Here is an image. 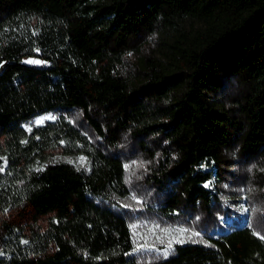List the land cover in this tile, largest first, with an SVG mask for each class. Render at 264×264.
<instances>
[{"label":"trees","instance_id":"16d2710c","mask_svg":"<svg viewBox=\"0 0 264 264\" xmlns=\"http://www.w3.org/2000/svg\"><path fill=\"white\" fill-rule=\"evenodd\" d=\"M0 63V138L63 121L0 154V264H264V0H0Z\"/></svg>","mask_w":264,"mask_h":264},{"label":"rangeland","instance_id":"374dc122","mask_svg":"<svg viewBox=\"0 0 264 264\" xmlns=\"http://www.w3.org/2000/svg\"><path fill=\"white\" fill-rule=\"evenodd\" d=\"M203 22L195 17H187L185 19H183L182 21H180L177 25H174L173 27L167 29V31L164 32L163 36L164 38L169 41L172 42L173 39L180 34L183 31L189 32V31H193L196 29H200L203 25ZM165 51V54L169 55L170 50L168 48H163ZM160 58L165 59V56L160 55ZM29 59H34V60H40L43 61V64L37 65V64H26L29 66H35V67H48L50 65V63L48 61H46L44 58H42L41 56H35V57H23L20 62L25 64L24 61L25 60H29ZM2 64V63H0ZM1 69V67H0ZM47 116H54L56 117L55 120H43V123L41 124H37V121H40L43 117H47ZM47 123H54V124H63V121L60 117H58L57 115H54L52 113H46L40 116H37L35 118H33L31 121H29L26 124H23L21 126L22 131L21 132V136H19L18 139H16L14 136L12 135H7V136H2L0 138V154H4L8 149H10L11 147L14 146V144H18L19 141H23L22 139L24 138V133L29 132L28 129L31 128L33 129L34 127L37 126H44ZM19 140V141H18ZM16 142V143H15ZM25 143V141L23 142ZM85 157V155L77 153V152H72V153H66L63 149L59 148V149H46L42 155L37 156V154H33L32 156H25L23 158L22 163L24 165H28V166H35V167H39V166H43L46 162H48L51 159H65L67 161H71L72 164L78 166V167H82V168H88V160L87 158L85 159L84 162H80L79 161V157ZM3 167V166H1ZM209 185V183H207ZM246 198L245 195L242 198L241 201V206L242 208H238V210L241 212V216H247L249 215L248 212V207L246 205ZM244 207V208H243ZM247 210V211H246ZM15 214V213H14ZM51 218V214H39L36 213L34 211H31L28 213L27 217L25 218L26 224L29 227H33V228H40V229H44L48 223L49 220ZM148 245V244H146Z\"/></svg>","mask_w":264,"mask_h":264},{"label":"snow or ice","instance_id":"6c2138e0","mask_svg":"<svg viewBox=\"0 0 264 264\" xmlns=\"http://www.w3.org/2000/svg\"><path fill=\"white\" fill-rule=\"evenodd\" d=\"M33 34H35V33H33ZM129 55H131V53H129ZM24 63H25V64H37V65H40V64H43L44 62H43V61H40V60L29 59V60H25ZM2 66H3V65L0 64V67H2ZM55 119H56V117H54V116L43 117L40 121H37V124H41V123H43V120H55ZM28 131L31 132V128H29ZM37 139H39V137H37ZM62 143H63V142H62ZM85 159H86V158L83 157V156L79 157V161H80V162H84ZM69 162L71 163V161H69ZM6 167H7V161L5 160V161H4V166H3V167H0V172L4 171V169H5ZM130 167H131L130 165H125L126 170L129 169ZM137 167H139V168H145V164H144L143 162H141V163H139V164L137 165ZM41 170H42V168H37V169H36V171H41ZM132 174L134 175L135 173H132ZM129 182H130V181H129ZM208 186H209L208 184H205V187H208ZM132 199H133V200H136L137 203H142V201L138 200V199L136 198L135 195L132 196ZM246 211H247V210H246ZM133 227L135 228V227H137V226H136V225H133ZM163 231H164L166 234H169V235L171 234V232H170L169 229H163ZM188 232H189V229H186V228L179 229V233H180L181 236H183L185 233H188ZM254 235H258V236H259L258 233H254ZM199 236H200V233H199V232H195V231H193V232L190 233V235L187 236V240H188V241H191V242H193V243H201V242H203V241H200V240H194V239H193V237H199ZM259 238L262 239V240H264V236H259ZM173 239L176 240L177 243H184V242H186V241L183 240V239H176L175 237H173ZM24 243H28V242H27V241H24ZM161 243H163V241H161ZM208 246H210V245H208ZM171 247H172V243H171V241H170L169 244H168V248H171ZM166 254H167V252H165V255H166Z\"/></svg>","mask_w":264,"mask_h":264}]
</instances>
